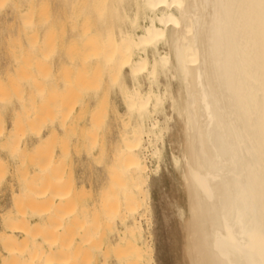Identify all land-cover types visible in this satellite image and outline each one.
Listing matches in <instances>:
<instances>
[{
    "label": "bare ground",
    "instance_id": "1",
    "mask_svg": "<svg viewBox=\"0 0 264 264\" xmlns=\"http://www.w3.org/2000/svg\"><path fill=\"white\" fill-rule=\"evenodd\" d=\"M134 1L132 15L122 14L129 19V29L127 26L126 30L123 29L125 22L118 23V34H115L112 24H105L103 32H92L85 23L82 27L85 30H81L77 40L90 50L88 57L81 59L101 61L107 65L108 75L114 82H119L127 69V74L135 81L134 85H138V75L145 72L149 83L162 73L183 86L185 128L188 129L185 131H188L189 138V184L193 188L190 197L195 199L193 204L197 214L196 226L192 229L196 240V247L192 244L195 263L264 264V0ZM25 2L24 7L29 6L30 9L32 0ZM110 2L113 0H98L100 14L105 12ZM120 9L125 12L122 4ZM140 17L148 22L139 26L140 32H136L134 28L140 24ZM22 24L26 28L22 32V40L13 43V47L26 48L25 52L20 50L15 58L18 69L27 68L34 55L53 37L50 33L40 37L38 32L29 28L28 21ZM160 42L166 45L162 44L166 51L159 52L157 45ZM149 50L151 60L148 58ZM61 71L55 76L34 73L32 87L27 90L21 84L6 82L0 77V89L11 90L15 104L8 131L2 132L1 136L11 140L12 135L21 129V119L35 117L42 102L49 104L46 109L53 106L51 111L59 113L61 110L58 109L71 101L68 78L64 70ZM31 76H26L24 81H29ZM149 87L147 92L142 90L144 93H141L135 86L124 94L127 112L134 114L138 121L128 128L125 126L121 146L113 158V173L119 181L113 214L104 206L94 213L89 226H86L87 221H76L73 211L67 210L64 219H74L66 224L63 239L58 241L55 237L60 233L59 228L49 230L46 225L52 221L53 213L56 214L53 210L60 206L62 196L47 199V206L35 215L37 225L47 227L41 239L32 238L30 227L23 224L22 210L20 213L19 209L15 210L13 220L1 229L0 264H76L77 261L78 264H91L93 254H90V247L93 241L96 242L93 238L108 228L109 222L115 218L118 227L113 241L107 246L112 250L113 262H108L106 253L100 264H154L151 234L142 224L150 203L148 166L139 151L145 148V136L151 145V154L159 153V148L153 146L160 138L159 122L152 120L145 127L143 121L154 114L165 93L162 90V95ZM180 100L178 98L173 107L178 114L184 110ZM57 101L60 104L55 103ZM56 120V124L53 123L55 120H50L44 131H34L36 140L29 144L30 147L27 143L22 144L23 153L28 150L30 154H39L43 152L42 145L63 135L66 117L60 113ZM53 155L50 160H45L44 156L43 161L35 164L30 160L32 162L26 167L21 163L25 168L24 177L16 180V190L10 187L13 202L18 204L17 200L31 196L34 174L49 177L59 171L57 158L54 160ZM8 163V158H0V171L4 167L6 170ZM74 185H71V194ZM115 209H118V214ZM80 232L81 238H76ZM18 237L22 238V247L14 250L12 246H16L13 245L15 242L18 244ZM33 248L34 260L31 258Z\"/></svg>",
    "mask_w": 264,
    "mask_h": 264
},
{
    "label": "rangeland",
    "instance_id": "2",
    "mask_svg": "<svg viewBox=\"0 0 264 264\" xmlns=\"http://www.w3.org/2000/svg\"><path fill=\"white\" fill-rule=\"evenodd\" d=\"M118 1L110 2L105 12L100 14V8L97 7L98 0H32L30 9L29 6L24 7L27 4L25 0H0V77L6 79V82L21 84L27 90L32 87L34 73L55 76L61 73V69H63L69 82L67 89L70 91L68 94L72 96L69 103L66 102L64 107L58 109L63 113L61 111L58 113L56 110L51 111L53 106L46 109L49 104L42 102L35 117L21 119V129L12 135L11 140L0 135V158L9 159L6 170L4 167L0 171V233L3 225L9 220H13V214L18 209L19 213L22 210L23 224L25 223L24 226L28 224L31 233L33 232L31 234L33 239H41L47 227L49 230L57 227L60 233H57L55 238L58 241L63 239L66 224L69 225L70 221L74 219H64L63 216L69 210L73 211L74 216L77 217L76 221H87L86 226H89V221L93 218L94 213L104 206L109 208L113 214L114 196L119 184L113 173V158L121 146L122 135L126 131L125 126L128 128L131 123L136 124L138 121L134 114L127 112L126 104L123 103L125 101L124 94L135 86L139 92L144 93L148 91V87L151 85L149 89L165 94H162L163 101L155 111L156 113H151L143 121L147 127L152 120L157 119L160 138H157L158 141L153 143V146L159 148V153H156L158 156L151 154V145L146 142L145 136H143L145 148L139 151L148 166L147 191L150 196L149 210L143 216L145 219L143 218L142 224L151 234L154 264H197L195 263L196 257L193 255L195 254L193 245L195 244L194 247H196L195 230H192L196 226L197 214L193 204L195 199L194 197V200L191 199L193 192L190 193L193 188L189 184L191 182L188 173L189 138L187 136L188 131H185L188 129L185 126L187 123L184 112L185 92L183 86L178 85L175 79L169 75L165 76L162 73L158 74V79L155 80L157 82L149 83L150 79H146L145 72L138 75V85H134L135 81L129 73L127 74V69L121 74L119 82H114L108 75L107 65L101 61L98 63L95 60L90 62L91 59L88 61L81 59L87 56L90 50L82 46L77 40L81 30H85L82 28L85 23L90 26L92 32H103L105 24H112L115 34L117 33L116 24L125 22L122 24L124 30L127 29L126 26H129L128 17L122 14L132 15L135 1ZM121 4L125 6V12L120 9ZM118 13L124 17L120 19L121 16ZM139 20L140 24L138 23V27L134 28L136 32H140L139 26L148 22L142 17ZM25 21L30 22L29 28L36 33L38 32L40 37L47 33L52 34L53 37L48 44L40 49L39 53L34 55L27 68L18 69L15 65V58L20 54V50L25 52L26 48L13 47V43L19 39L22 40V32L26 29L22 23ZM19 33L20 36H17ZM162 44L165 45L162 42L157 45L159 52L167 50L166 45L163 46ZM151 56L149 50V60L152 59ZM7 70L10 72L7 73ZM30 75L32 76L29 81H24V78ZM178 98L182 100H180V104L184 109L183 111L181 109L179 114L175 111L176 107L173 108L176 106L174 102H177ZM13 99L11 90L0 89V134L8 131L7 127L13 119L12 110L15 105ZM174 99L175 101H173ZM55 103L60 104L58 101ZM45 110L48 111L44 112ZM60 113L66 117V124L68 125L65 127L66 132L55 139H51V142L46 143L47 145H42L43 152L39 154H30L28 150L23 153L22 144L27 143L30 147L29 144L36 140L34 131L37 129L44 131L50 120H55L53 123L56 124V119L60 117ZM124 122H127V125ZM162 137L163 139H161ZM52 154H54V160L57 158L58 164L57 162L56 164L59 171L56 174L52 173L49 177L34 174V179L31 181L33 184L31 196L26 200L24 199L25 201L23 199L17 200L18 204L13 202L10 187L16 190L18 185L16 180L24 177V175L22 176L25 172L23 167L28 166L32 162L30 160H34V164L37 161H43L44 156H46L44 157L45 160H50ZM11 157H13L12 160ZM21 163H23V167ZM72 183L75 184V189L71 194ZM58 195L63 198L58 204L60 206H56L59 210L56 207L53 210L57 215L53 213L52 221L50 220V224L46 225L47 227L37 225L35 215L47 206V199H55ZM115 213L118 214V209H115ZM53 219L59 227L55 226L56 223L54 225ZM112 222H109L108 228L106 227L104 231H101L102 234L99 231L100 234L98 233L93 238L96 242L93 241V245L91 244L90 247V254H93L90 257L91 264H100L103 254L106 253L109 258L108 262H113L112 254H110L112 250L107 246L109 247V243L114 239L118 221L116 222L115 218ZM78 234L76 238L80 236L81 232ZM17 239L22 240L19 237ZM18 240V244L13 243L16 245L12 246L14 250L22 247V241L19 244ZM31 258L34 260V248L31 250Z\"/></svg>",
    "mask_w": 264,
    "mask_h": 264
}]
</instances>
